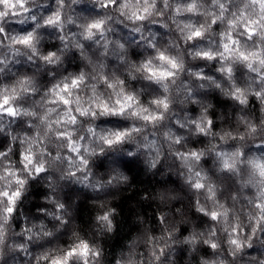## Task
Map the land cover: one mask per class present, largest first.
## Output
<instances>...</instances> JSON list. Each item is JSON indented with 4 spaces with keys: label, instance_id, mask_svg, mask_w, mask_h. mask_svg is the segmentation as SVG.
<instances>
[{
    "label": "clouds",
    "instance_id": "1",
    "mask_svg": "<svg viewBox=\"0 0 264 264\" xmlns=\"http://www.w3.org/2000/svg\"><path fill=\"white\" fill-rule=\"evenodd\" d=\"M0 264H264V0H0Z\"/></svg>",
    "mask_w": 264,
    "mask_h": 264
}]
</instances>
